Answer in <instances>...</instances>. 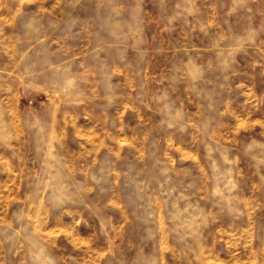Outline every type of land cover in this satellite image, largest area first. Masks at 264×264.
<instances>
[{"label":"rangeland","instance_id":"1","mask_svg":"<svg viewBox=\"0 0 264 264\" xmlns=\"http://www.w3.org/2000/svg\"><path fill=\"white\" fill-rule=\"evenodd\" d=\"M0 264H264V0H0Z\"/></svg>","mask_w":264,"mask_h":264}]
</instances>
